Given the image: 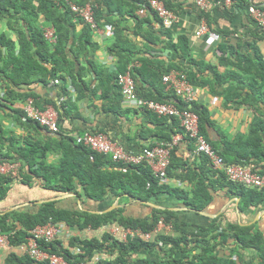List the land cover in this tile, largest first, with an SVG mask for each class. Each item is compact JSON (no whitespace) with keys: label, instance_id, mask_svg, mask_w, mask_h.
<instances>
[{"label":"trees","instance_id":"16d2710c","mask_svg":"<svg viewBox=\"0 0 264 264\" xmlns=\"http://www.w3.org/2000/svg\"><path fill=\"white\" fill-rule=\"evenodd\" d=\"M55 1L0 0V17L4 15L9 19L8 27L16 35V39H13L5 33H0V87L2 89L0 111L9 109L19 125L40 127L30 120H23L26 118L22 109L13 108L14 103L25 102L28 98H31L34 105L41 110L45 109L47 104L53 105L60 117V110L57 109L55 101L40 99L32 88L25 90L24 86L26 88L36 85L48 86L51 80L61 79L59 96L63 95V98L58 107L63 108L65 112H69L74 107L66 79H70L71 86L75 89L76 100L88 95L86 91L90 90L92 84L94 88L89 96L103 98L113 87L116 93L113 100L118 102L121 98L118 75L124 73L128 66L135 62L131 59L133 49L124 40L125 26L112 14L113 0H70L79 6L90 3L97 27L108 26L112 29L114 38L109 45V51L115 53L118 58L117 67L112 70L98 68L91 61L90 57L94 56L98 44L93 41L89 24L77 17L64 0ZM161 1L167 9L175 13L179 11L180 4L174 3V0ZM201 15L208 19L207 13ZM73 18L76 22L84 24L79 35L75 33ZM41 19L42 23L45 22L53 28L54 41H49L44 36L43 27L39 26ZM263 36L264 30L259 37ZM247 45L253 47L252 44L247 43ZM166 47L177 52L178 55L181 53L180 57L184 56L182 42L166 43ZM2 48L5 49L4 53ZM219 49L223 63L227 62L241 68L244 73L257 75V78L253 76L252 80H227L229 87L223 90L225 101H239L254 107L264 104V60L260 56L255 59L249 58V54L245 56L247 58L242 59L232 44H220ZM253 49L258 51L255 46ZM84 62L91 66L94 80H84V75L88 73L87 67L81 65ZM157 62L158 59L151 58L141 65L131 67L130 76L135 81L138 97L164 102L161 96L163 97L162 91L165 89V84L163 85L161 76L169 72L175 64L170 63L169 67L160 70L157 68L159 66L155 65ZM149 64H153L156 69L151 70ZM244 66H247L246 69L249 70H245ZM174 69L184 72L187 80L193 85L196 84L195 71H189L177 65ZM148 75L150 78L143 80L144 77L147 79ZM215 81L218 82V80ZM245 88L249 89V93L243 96ZM211 90L213 94H218L214 88L211 87ZM97 91L101 92L100 95H97ZM189 108L198 115L200 134L226 164L251 167L253 171L264 175L263 117L252 124L247 134H242L233 140L221 141L211 139L209 128H214V122L209 111L195 102H191ZM58 127L59 138H48V146L44 147L26 140L22 144L16 134L10 132L6 135L0 124V157L5 156L9 160L14 157L26 162L18 175L23 183L30 184L33 180H38L46 189L60 195L74 191L78 181L83 186L87 198L96 202L103 201L107 194L111 193L120 197L128 195L140 201L157 199L160 193H167L175 195L183 200L185 205L197 210L204 208L212 200L216 186L231 196L238 195L241 210L264 201V189H256L227 179L223 171L210 168L208 159L203 154L192 159L191 151L195 148L193 142L188 141L187 155L177 156L175 153L177 148L170 151V162L166 168L167 181L161 182L144 162L137 164L124 161L113 162L108 155L94 152L88 147L73 142L80 147L78 151L75 150L76 148L68 145L66 136L61 134L59 123ZM93 132H101V130H93ZM168 141H171V138L166 139L165 142ZM43 148L60 156L56 163L48 162ZM172 177L189 182L190 191L173 186L170 180ZM12 180L13 177L0 174V200L5 198ZM59 203L60 201H48L38 205L31 212L11 211L0 214V234L6 235L9 244L16 247L26 242L33 228L47 223H62L80 232L86 228L96 230L116 223L123 228L139 229L149 233L155 229L162 218L165 224L170 223L173 229L167 234L155 235L152 240L136 237L125 242L115 239L109 233H104L100 237L90 236V238L72 235L65 243L57 238L51 241L39 239L38 245L47 253L61 257L67 264H236L232 258V254H235L234 249L224 259L220 258L216 252L217 246L224 245L230 238L234 240L235 246L256 249L262 260L260 264H264V239L261 234L255 232L251 237H246L245 229L235 230V225L229 224L221 228L214 220L211 224L198 226L194 230L190 224L180 220L176 212L168 209L152 208L148 215L133 217L123 214L122 208L106 213H91L68 209L59 206ZM198 250L200 252L196 253ZM97 255H104L107 258L95 260ZM8 262L50 264L48 260L35 261L27 253L22 255L12 253L8 257Z\"/></svg>","mask_w":264,"mask_h":264},{"label":"crops","instance_id":"0c3cea01","mask_svg":"<svg viewBox=\"0 0 264 264\" xmlns=\"http://www.w3.org/2000/svg\"><path fill=\"white\" fill-rule=\"evenodd\" d=\"M112 2V14L115 19L125 26L124 40L133 49L131 59L135 62L129 65L127 70H130L133 66L141 65L152 58L154 60L158 59L155 65L159 66L157 68H160V70H164L169 67L170 63H173L175 64L174 67L177 65L187 68L189 71H195L194 80H196L197 97L193 102L206 108L210 113L214 122V128H209L211 139L233 140L240 135L242 136V134H247L256 120L260 117L264 118L263 103L258 107H254L253 105L239 103V101H225L223 90L229 87L227 80H252L253 76L257 78V75L244 73L241 68L230 65L227 62L223 63L222 59H220L221 51L219 49L220 44H232L239 52V55L242 56V59L249 54V58L255 59L260 56L264 60V36L259 37L263 29L248 14L249 6L264 9V0H174V3L180 4V8L177 13L174 12L175 20L168 27L163 26L161 19L154 10L148 3H145L146 0H113ZM85 4H89L91 7L90 3ZM206 13L208 19L206 16L204 18L201 15ZM8 20L4 15L0 17V33H5L8 37L16 39L15 32L8 27ZM42 21V19L39 21V26L43 28L50 27L45 22L42 23ZM72 22L75 23L76 35H79L84 24L76 22L75 18L72 19ZM202 22L205 23L210 33L217 37L216 40L212 39L210 34H199V27ZM91 32L93 41L98 44L94 56L90 57L91 61L98 68L115 69L118 65V58L115 53L109 51V45L114 38L112 29L106 26L94 31L91 30ZM149 39L154 41H148ZM179 41L184 45L185 52L183 57H180L181 53L178 55L177 52L166 47V43L177 44ZM247 43L257 47L258 51H255L253 47H249ZM4 51L5 49L2 48L3 53ZM81 65H85L88 69V73L83 77L84 80H94L91 66H88L86 62ZM149 66L151 70L156 69L153 64H149ZM174 67L166 74H163V76L171 71L182 72L175 70ZM244 68L249 70L246 69L247 66H244ZM146 77L147 79L144 77L143 80H148L150 75ZM215 80H218V82ZM50 83L48 86L36 85L33 87L27 86V88L24 86V89L32 88L40 99H49L56 102V107L60 110L58 123L61 134L68 139V145L76 148L75 150L77 151L80 147H77L71 140L73 133L100 129L127 154H137L150 144L154 146L160 142L168 143L169 141L165 142L166 139L171 138L172 140L182 133L176 118H160L146 108L127 103L122 97L119 83L121 93L119 103L113 100L116 95L113 87L109 90L108 95L103 98L89 96L94 88L92 84L90 85V90L86 91L88 95L76 100L75 89L71 86L70 79H66L67 89L71 93L70 96L74 105L69 112H65L63 108L58 107L59 102L63 98V95L59 96L62 80L53 79ZM211 87L218 94H213ZM0 92H2L1 87ZM153 92L156 91L153 90ZM162 92L163 97L161 96V99L164 102L173 103L179 108H189L190 103L182 101L181 97L176 96L173 90L167 89L166 85ZM100 93V91H97V95H100ZM247 93H249V89L245 88L243 96ZM47 107L54 108L51 104H47ZM13 108L22 109L23 102L14 103ZM0 124L6 135L10 134V132L16 134L22 144L26 140L36 143L37 146L46 147L48 146V138H59L60 135H50L42 127L17 124L14 115H11L9 109H5L4 112L0 111ZM26 146L29 147V145ZM175 148H177L175 151L177 156H184L189 153L187 152L188 141L184 138H178L177 145L173 150ZM43 151L46 152L47 160L50 163H56L60 157L58 154L46 150V148H43ZM193 151H191L192 159L198 157ZM25 164V161L14 157L11 160L5 156L0 157V167L3 169L0 172L3 175H11L10 177H13L5 198L0 200V214L11 211L31 212L40 205L37 203L38 201L59 196L52 190L46 189L38 180H33L30 184L23 183L18 175L20 169L25 167ZM192 166L194 167V164ZM102 169H105V167H102ZM170 180L173 186H178L187 192L191 189L189 182L180 181L176 177H172ZM170 180L168 179V182ZM216 188L212 200L199 210L185 205L183 200L167 193H160L157 199L153 198L149 201L132 199L128 195L124 197L115 196L111 193L107 194L103 201L96 202L87 198L83 186L78 181H76L74 191L60 194V196L66 195V197L53 201H60L59 206L68 209L83 210L91 213H106L116 208H122L123 214L133 217L148 215L152 208L168 209L176 212L179 219L190 224L194 230L198 226H207L216 220L221 228H225L229 224L235 225V230L241 229L242 231V229H245L246 233L244 235L246 237H251L253 233L258 232L264 239V201L241 210L238 195L231 196L222 188L218 186ZM159 227L162 226L158 224L155 229ZM129 231L128 229L127 232V229L114 223L99 227L96 230L86 228L81 232L69 229L63 234H58L57 239L65 243L68 233H71L69 235H79L86 238H90V236L100 237L104 233H109L115 239L129 242L134 238L129 234ZM0 236L7 238L6 235L0 234ZM154 237L153 235L150 240ZM24 244L16 247L11 246L9 241L8 243L0 244V264H11L8 262V257L12 253L17 255L25 254V250L21 247ZM232 249L235 251V254H232V258L236 264H260L262 261L256 249L235 246L234 240L230 238L224 245L217 246L216 252L220 258L224 259L229 256ZM198 252L200 251L198 250L196 253ZM103 257L107 258L104 255H97L95 260Z\"/></svg>","mask_w":264,"mask_h":264},{"label":"built area","instance_id":"2783aa9c","mask_svg":"<svg viewBox=\"0 0 264 264\" xmlns=\"http://www.w3.org/2000/svg\"><path fill=\"white\" fill-rule=\"evenodd\" d=\"M55 1V0H53ZM69 9L79 18L89 24L91 30H97L98 27L94 21L92 9L89 4L82 6L76 5L72 1L64 0ZM56 2V1H55ZM149 6L154 10L156 15L161 19L163 26H169L175 20V14L167 9L161 0H146ZM248 14L251 18L264 30V9L255 6L248 7ZM44 36L49 41H54L53 28H43ZM199 34H210L211 38L216 40V36L212 35L205 23L202 22L199 27ZM130 72L126 71L119 75L118 83L121 86L123 99L132 105L146 108L148 111L154 113L158 117L176 118L182 129L180 136L174 137L168 143H159L151 148H144L141 152L134 154H127L114 141H112L106 134L98 132H83L73 133V140L76 144L86 146L90 150L97 153L109 154L115 162L124 161L125 163L137 164L144 162L152 170L153 174L159 178L161 182L167 181L166 168L170 162V154L173 148L177 145L178 138H184L186 141L194 143V153L196 155L203 154L208 159V164L211 169L216 171H223L227 179L235 182H241L247 186L264 188V175L253 171L251 167H243L236 164H226L223 158L215 152L212 146L206 141L205 137L199 131V119L197 114L189 108H179L173 103L158 102L153 100H144L137 96L135 91V82L130 76ZM184 72L171 71L169 74L162 76V82L167 89L175 92L176 96L181 97L182 101L191 103L197 97V91L193 84H191ZM24 112L26 117L37 123L39 126L46 128L51 134L59 132L57 112L52 107H47L43 110L37 108L31 99H28L24 105ZM3 169L0 167V171ZM160 226L154 229L152 233H143L139 230H130L129 234L136 238L141 237L149 239L153 234L161 232H169L172 229L170 223H166L161 218L158 222ZM67 227L62 223L36 226L31 236L27 238V242L21 246L25 252L35 261L48 260L50 264H67L61 257L51 255L39 248L38 239L51 240L58 234L65 231ZM128 232V230H127ZM4 238L0 237V244H3Z\"/></svg>","mask_w":264,"mask_h":264},{"label":"clouds","instance_id":"9594fccd","mask_svg":"<svg viewBox=\"0 0 264 264\" xmlns=\"http://www.w3.org/2000/svg\"><path fill=\"white\" fill-rule=\"evenodd\" d=\"M162 2V1H161ZM173 12V11H172ZM174 13V12H173ZM165 27H168V26H165ZM127 71H129L130 72V70H127ZM121 75V74H120ZM119 76V75H118ZM119 78V77H118ZM135 82V81H134ZM120 85V84H119ZM195 86V85H194ZM196 88V87H195ZM1 95H2V93L0 92V98H1ZM28 99H31V98H28ZM28 99H26L25 100V102H23V107H24V105H25V103H26V101L28 100ZM32 100V99H31ZM33 101V100H32ZM33 104H34V102H33ZM38 108V107H37ZM47 108V107H46ZM54 109V108H53ZM22 110L24 111V108H22ZM56 111V110H55ZM150 112V111H149ZM25 113V112H24ZM152 113V112H151ZM154 114V113H153ZM25 115V114H24ZM157 116V115H156ZM25 118L26 119H23V120H29L27 117H26V115H25ZM161 118V117H160ZM163 118H165V117H163ZM57 119H58V115H57ZM31 121V120H30ZM32 122H34V121H32ZM35 123V122H34ZM37 124V123H36ZM38 125V124H37ZM41 127V126H40ZM42 128H44V127H42ZM44 129H46V128H44ZM47 132H49V131H47ZM85 132H87V131H85ZM88 132H91L92 133V130L91 131H88ZM50 133V132H49ZM59 133V132H58ZM58 133H56V134H58ZM93 133H98V132H93ZM92 133V134H93ZM101 133H103L102 131H101ZM105 134V133H104ZM107 135V134H106ZM71 139L73 140V138L71 137ZM112 140V139H111ZM113 141V140H112ZM73 142H74V140H73ZM75 143V142H74ZM161 143V142H160ZM76 144V143H75ZM78 145V144H77ZM81 146V145H80ZM84 147H86V146H84ZM153 147V146H152ZM145 148H151V147H145ZM90 149V148H89ZM144 149V148H143ZM95 152V151H94ZM141 152V151H140ZM139 152V153H140ZM100 154H102V153H100ZM138 154V153H137ZM104 155H108V156H110V158H111V160H112V157H111V155H109V154H104ZM134 155H136V154H134ZM113 161V160H112ZM113 162H115V161H113ZM0 174H2L1 172H0ZM9 176H11V175H9ZM12 176H14V175H12ZM161 219V218H160ZM52 224V223H51ZM158 225V224H157ZM37 226H39V225H37ZM66 226V225H65ZM67 227V226H66ZM34 229V228H33ZM32 229V230H33ZM69 229H71V228H69V227H67V229H65V231H63L62 232V234L64 233V232H67V230H69ZM125 229H129V230H133V229H130V228H125ZM173 229V228H172ZM172 229L169 231V232H171L172 231ZM32 230H31V232H32ZM134 230H139V229H134ZM139 231H141V230H139ZM154 231V230H153ZM152 231V232H153ZM31 232H30V235L27 237V238H29L30 236H31ZM142 232V231H141ZM152 232H149V233H152ZM169 232H167V233H169ZM144 233V232H143ZM159 233H164L162 230H161V232H158V233H156V234H153L154 236L155 235H157V234H159ZM167 233H164V234H167ZM61 234V233H60ZM69 234H71V233H68L67 235H66V237H67V239H69V237L70 236H72V235H69ZM152 235V236H153ZM58 236V235H57ZM57 236H55L53 239H56L57 238ZM152 236L149 238V239H146V240H150L151 238H152ZM1 237V236H0ZM141 238V237H140ZM5 239V241H7L6 243H8V239L7 238H4ZM53 239H51V240H53ZM39 240V239H38ZM38 240H37V242H38ZM51 240H47V241H51ZM67 241V240H66ZM26 242H27V239H26ZM25 242V243H26ZM29 256V255H28Z\"/></svg>","mask_w":264,"mask_h":264},{"label":"water","instance_id":"95a60500","mask_svg":"<svg viewBox=\"0 0 264 264\" xmlns=\"http://www.w3.org/2000/svg\"><path fill=\"white\" fill-rule=\"evenodd\" d=\"M49 133V132H48ZM50 135H53V136H57V134H51V133H49ZM64 197H66V195H59V196H56V197H52V198H50V199H46V200H42V201H38L37 203L38 204H42V203H45V202H48V201H53V200H59V199H61V198H64ZM150 204V203H149ZM151 205H153V204H151ZM153 206H155V207H157L156 205H153ZM97 213H102V212H97Z\"/></svg>","mask_w":264,"mask_h":264}]
</instances>
